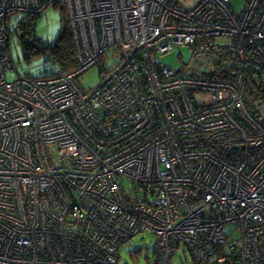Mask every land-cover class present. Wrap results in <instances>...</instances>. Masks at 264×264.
I'll return each instance as SVG.
<instances>
[{"label":"built area","instance_id":"built-area-1","mask_svg":"<svg viewBox=\"0 0 264 264\" xmlns=\"http://www.w3.org/2000/svg\"><path fill=\"white\" fill-rule=\"evenodd\" d=\"M234 1L0 0V264H117L144 231L159 264H264V0ZM51 5L78 67L23 75L9 22Z\"/></svg>","mask_w":264,"mask_h":264},{"label":"rangeland","instance_id":"rangeland-1","mask_svg":"<svg viewBox=\"0 0 264 264\" xmlns=\"http://www.w3.org/2000/svg\"><path fill=\"white\" fill-rule=\"evenodd\" d=\"M186 6L191 5L194 0H183ZM243 0H235L234 6L239 8ZM62 8L55 5L49 6L44 13L38 18L36 24V35L43 39L45 44L53 45L56 42L62 30ZM23 14L13 16L9 22V29L12 30L11 38V55L12 60L19 71L25 75L41 76L52 73L55 67L46 63V55H33L30 60L26 59L21 45L17 41V33L15 30L16 23L21 19ZM180 53L182 58L188 60L190 56V49L183 47L179 49L176 47L166 55H162L161 60L174 65L181 64ZM16 76V71H10V78ZM100 82L99 66H94L84 72L80 78V83L85 88L95 87ZM233 225L230 226V229ZM156 239L155 235L150 232H141L135 237L127 241L120 249L121 258L118 264H155L156 256ZM173 264H193L188 251L183 252L181 248L173 257Z\"/></svg>","mask_w":264,"mask_h":264},{"label":"trees","instance_id":"trees-1","mask_svg":"<svg viewBox=\"0 0 264 264\" xmlns=\"http://www.w3.org/2000/svg\"><path fill=\"white\" fill-rule=\"evenodd\" d=\"M62 11V30L53 45L45 44L43 39L36 35V24L40 15L23 14V17L17 21L15 30L17 41L21 45L26 59L30 60L33 55L45 54L46 63L53 65L56 69L54 71L62 70L67 72L78 67V56L73 32L63 8ZM10 33L12 38L11 29ZM253 88V86L249 87L248 98L254 99L256 97ZM155 253L157 254V249H155ZM159 262L160 259L156 256L155 264H159Z\"/></svg>","mask_w":264,"mask_h":264}]
</instances>
